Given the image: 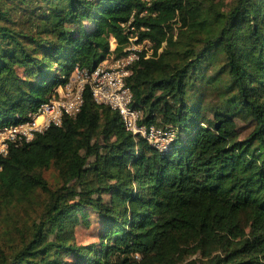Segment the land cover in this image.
Returning a JSON list of instances; mask_svg holds the SVG:
<instances>
[{
	"label": "trees",
	"instance_id": "trees-1",
	"mask_svg": "<svg viewBox=\"0 0 264 264\" xmlns=\"http://www.w3.org/2000/svg\"><path fill=\"white\" fill-rule=\"evenodd\" d=\"M130 33L152 42L132 106L174 139L156 149L86 87L74 116L0 157V264H264V0H0V124Z\"/></svg>",
	"mask_w": 264,
	"mask_h": 264
},
{
	"label": "built area",
	"instance_id": "built-area-1",
	"mask_svg": "<svg viewBox=\"0 0 264 264\" xmlns=\"http://www.w3.org/2000/svg\"><path fill=\"white\" fill-rule=\"evenodd\" d=\"M152 1L143 0L146 6ZM143 50L144 57L149 56L152 42L148 38L140 40L137 34L130 33L121 56L100 61L90 69L75 66L52 96L40 102L35 110L28 111L25 118L0 124V157L6 156L12 146L30 142L48 127L60 125L64 116H74L81 108L86 87L95 102L108 105L119 113L125 130L144 137L158 150L166 149L175 137V130L141 120V111L132 106V91L126 83Z\"/></svg>",
	"mask_w": 264,
	"mask_h": 264
},
{
	"label": "rangeland",
	"instance_id": "rangeland-1",
	"mask_svg": "<svg viewBox=\"0 0 264 264\" xmlns=\"http://www.w3.org/2000/svg\"><path fill=\"white\" fill-rule=\"evenodd\" d=\"M217 6H219L222 10H226L228 9L231 5L233 0H213ZM114 39L111 38L110 39V48L114 47ZM108 61H111V59H113L112 57H108L106 58ZM45 177L52 183L55 184V173L53 170H48L44 173ZM9 213L8 216H10V214H12V210L11 208L8 209ZM15 211H19L23 217L26 218V213L24 208L21 207H17L15 208ZM28 211V210H27ZM6 215V209L3 210L2 212V216ZM7 216V215H6ZM94 215L91 214L90 217L86 220H84L83 218L80 220L79 223H77L76 226V239L80 242L86 243V242H92V241H97V223H96V219L93 217ZM82 221V222H81Z\"/></svg>",
	"mask_w": 264,
	"mask_h": 264
}]
</instances>
